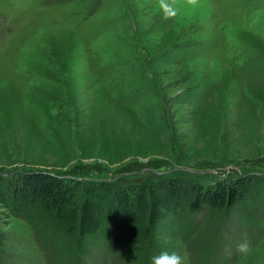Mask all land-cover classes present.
<instances>
[{
  "label": "rangeland",
  "instance_id": "rangeland-1",
  "mask_svg": "<svg viewBox=\"0 0 264 264\" xmlns=\"http://www.w3.org/2000/svg\"><path fill=\"white\" fill-rule=\"evenodd\" d=\"M170 2L0 0V172L261 181L228 214L171 212L143 248L0 210V264H264V0Z\"/></svg>",
  "mask_w": 264,
  "mask_h": 264
},
{
  "label": "trees",
  "instance_id": "trees-1",
  "mask_svg": "<svg viewBox=\"0 0 264 264\" xmlns=\"http://www.w3.org/2000/svg\"><path fill=\"white\" fill-rule=\"evenodd\" d=\"M248 175L221 178L214 185L186 177H147L121 186L35 172L9 178L0 172V210L47 219L56 233L80 243L107 226L129 247L143 248L171 212L198 208L218 216L230 213L247 200L251 181L262 179Z\"/></svg>",
  "mask_w": 264,
  "mask_h": 264
},
{
  "label": "clouds",
  "instance_id": "clouds-1",
  "mask_svg": "<svg viewBox=\"0 0 264 264\" xmlns=\"http://www.w3.org/2000/svg\"><path fill=\"white\" fill-rule=\"evenodd\" d=\"M189 5L195 6L197 0H187ZM157 7L160 10L165 11L166 16H171L173 13L169 10L172 8L170 0H157ZM182 246V245H180ZM250 248L249 241L246 237L242 238L241 241L236 245V250L239 253H246ZM150 264H183V258L175 252H161L158 255L151 257Z\"/></svg>",
  "mask_w": 264,
  "mask_h": 264
},
{
  "label": "water",
  "instance_id": "water-1",
  "mask_svg": "<svg viewBox=\"0 0 264 264\" xmlns=\"http://www.w3.org/2000/svg\"><path fill=\"white\" fill-rule=\"evenodd\" d=\"M5 175V174H4Z\"/></svg>",
  "mask_w": 264,
  "mask_h": 264
}]
</instances>
